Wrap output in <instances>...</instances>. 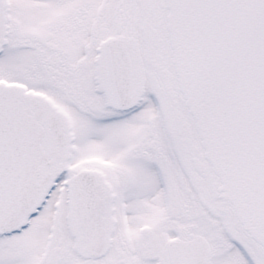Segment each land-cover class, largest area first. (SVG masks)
<instances>
[{
  "label": "snow or ice",
  "instance_id": "1",
  "mask_svg": "<svg viewBox=\"0 0 264 264\" xmlns=\"http://www.w3.org/2000/svg\"><path fill=\"white\" fill-rule=\"evenodd\" d=\"M0 264H264V0H0Z\"/></svg>",
  "mask_w": 264,
  "mask_h": 264
}]
</instances>
